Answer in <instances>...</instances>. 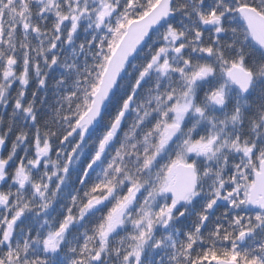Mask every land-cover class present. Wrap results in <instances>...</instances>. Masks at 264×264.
Returning a JSON list of instances; mask_svg holds the SVG:
<instances>
[{"label": "snow or ice", "instance_id": "obj_1", "mask_svg": "<svg viewBox=\"0 0 264 264\" xmlns=\"http://www.w3.org/2000/svg\"><path fill=\"white\" fill-rule=\"evenodd\" d=\"M0 264H264V0H0Z\"/></svg>", "mask_w": 264, "mask_h": 264}]
</instances>
